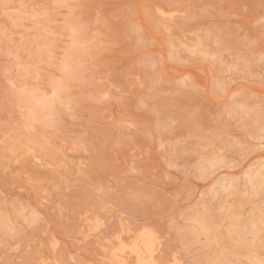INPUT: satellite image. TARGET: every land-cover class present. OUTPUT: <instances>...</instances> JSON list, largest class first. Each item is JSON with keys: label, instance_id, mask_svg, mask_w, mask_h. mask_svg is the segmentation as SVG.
<instances>
[{"label": "rangeland", "instance_id": "rangeland-1", "mask_svg": "<svg viewBox=\"0 0 264 264\" xmlns=\"http://www.w3.org/2000/svg\"><path fill=\"white\" fill-rule=\"evenodd\" d=\"M0 264H264V0H0Z\"/></svg>", "mask_w": 264, "mask_h": 264}]
</instances>
